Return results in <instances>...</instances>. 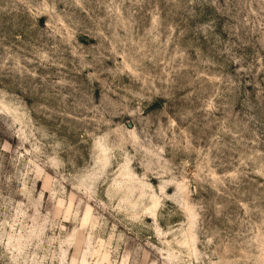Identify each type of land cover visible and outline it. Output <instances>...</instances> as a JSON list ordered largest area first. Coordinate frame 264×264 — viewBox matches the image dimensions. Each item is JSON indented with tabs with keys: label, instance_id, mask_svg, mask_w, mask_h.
<instances>
[{
	"label": "rangeland",
	"instance_id": "obj_1",
	"mask_svg": "<svg viewBox=\"0 0 264 264\" xmlns=\"http://www.w3.org/2000/svg\"><path fill=\"white\" fill-rule=\"evenodd\" d=\"M0 264H264V0H0Z\"/></svg>",
	"mask_w": 264,
	"mask_h": 264
}]
</instances>
